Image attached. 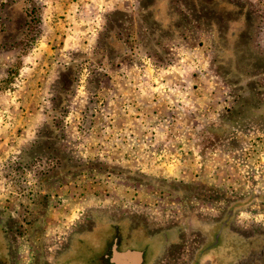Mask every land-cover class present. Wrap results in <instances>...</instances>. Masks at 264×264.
<instances>
[{"label": "rangeland", "instance_id": "374dc122", "mask_svg": "<svg viewBox=\"0 0 264 264\" xmlns=\"http://www.w3.org/2000/svg\"><path fill=\"white\" fill-rule=\"evenodd\" d=\"M180 1L189 6L190 12L186 16L176 12V0H144L139 19L148 29L151 44L156 45L162 40V49L140 51L141 39H145L146 35L144 28L138 26L143 28L139 30L143 37L138 34L134 39L137 52L133 51L131 55H135L136 59L128 58L119 66L113 63V67L104 71L107 77L97 89V103L95 101L88 105L86 90V79L96 75L97 68L85 62L79 67L81 82L72 92L71 99L59 108V112L67 114L65 122L59 124H66L68 139L64 144L56 138L47 140L50 145L58 148L57 153L60 149H71V156L75 159L73 169L81 166L76 172L66 175L63 181L52 183L49 205L65 214L61 218L64 223L71 219L84 223L98 213L118 210L121 214L136 211L143 218L152 215L148 210H143L146 213L137 210L134 204L144 209L161 204L164 212L168 213L166 223L190 214L215 220L222 218L224 211L212 213L209 209H214L215 205L225 201L237 208L239 205L247 206L250 211L234 212L236 221L239 215V220L253 219L251 225L257 222L256 226H264V195L256 197L254 192L235 189L224 192L210 184L206 159L213 152H202V147L198 146L206 147L212 143L214 146L208 148L215 149L218 154L222 155L227 150L232 152L231 164L236 171L232 170V175L237 174L238 177L240 168L248 173L247 177L256 174V166L243 160L246 152L244 148L230 150L223 141L219 143L213 133L202 134L207 127L219 122V115L226 108L239 100L237 93L240 86L231 84L230 81L225 84L221 77L225 76V72L236 80H241L240 76H248L245 72H238L239 68L235 67L239 56L246 57L247 49L241 46L248 44L251 37L250 31L242 32L243 29L238 27L250 26L251 16L245 6L231 4L228 0ZM253 1H257L264 18V0ZM3 9L4 16L9 18L6 30L0 31V48L15 42L12 41L22 34L27 20L22 3L5 4ZM96 14L97 12L91 14L94 17L90 20L92 24L97 23ZM45 23L48 28L46 20ZM195 23L207 29H218L215 40L220 54L219 63L225 65V69L222 66L216 69L211 65L213 63L210 64L212 30L203 39L197 41L195 37L193 41L189 27ZM182 30L188 32L184 35V42L164 39L165 36H175L178 39L177 34ZM130 32L135 34L134 30ZM42 41L43 39L38 47ZM262 46L264 47V43ZM38 47L23 59H17L18 52L14 49H0V80L12 77V83L9 84L11 89L7 94L15 92L0 99V128L4 126L13 129L19 125L28 128V125H34L40 118L38 113L42 108L46 107L47 112L53 104L59 103L51 98L54 86V94L59 92L60 86L54 85V80L58 82V61L63 63L64 60L60 53L56 56L49 55L45 48L37 55ZM67 56L69 57V53ZM19 60L23 63L16 65ZM256 65L261 64L256 61ZM12 67H20L19 74L14 75L15 70L10 73ZM262 80L264 82V78ZM65 86L68 90L71 81H67ZM262 94L264 97V91ZM89 106L96 108L97 112L91 120L90 134L83 139L81 145L79 126ZM45 117H41V124ZM186 122H189L186 129L175 132V136L171 135V129L177 123L179 125ZM37 133L36 130L34 136ZM250 138L248 142L253 143V146L250 144L248 150L264 155V135ZM209 141L212 142L209 144ZM68 142L72 143L71 146ZM29 143L31 142L20 146L19 151L30 149ZM45 147L43 145L39 148L36 145L31 148L24 153L25 160L45 156ZM201 157H205V161ZM81 159L91 162L85 165L80 162ZM4 163L0 165V184L6 191L16 193L15 184L11 187L5 178H1ZM258 165V169L262 171L264 162ZM61 168L64 169V166L61 165ZM130 173L150 177L152 183L146 181L142 184L130 180ZM235 177H232V186L238 188L240 184ZM128 203L133 206L129 207ZM58 213L51 212L53 221L59 218ZM225 223L226 220L215 225L214 222L199 221L198 225H194V230L202 234L200 240L203 243L193 264H200L205 258L211 264H264V233L257 231V227H254L255 232L252 228L243 230L245 234L234 232L233 226H225ZM66 230L67 228L64 231ZM92 230L88 228L72 236L67 248L58 254L60 264H109L105 256L110 253L113 245L120 251L144 253L143 264H158L163 256L175 251L181 239L174 227L167 231L153 232L136 219L104 215ZM0 255H7L1 236ZM20 259L21 255L17 264Z\"/></svg>", "mask_w": 264, "mask_h": 264}, {"label": "trees", "instance_id": "16d2710c", "mask_svg": "<svg viewBox=\"0 0 264 264\" xmlns=\"http://www.w3.org/2000/svg\"><path fill=\"white\" fill-rule=\"evenodd\" d=\"M143 1L144 0H137V8H135L133 14H119V16L114 19L112 18L113 13L108 15L106 23H104L103 26L104 31L101 30L95 51L91 55L82 52H73L72 61L69 66L59 64L58 82H54V85H58L60 88L59 92L54 94V88L56 87H53V96L51 98L52 101L55 102L57 100L59 103H56L55 105L53 104V107L47 111L44 126L37 131L38 133L35 136V140L29 143L31 148L36 145H38L39 148L46 145L45 156H37L30 161L25 160L24 153L30 150V148L9 158L4 163L1 178H5V180L11 184V187L15 184L14 191L19 195V202L12 211L0 210V232L4 233L10 248L13 247L12 249L15 250V247L22 243L31 242L33 236L43 232L44 219L49 208V194L53 186L52 183L63 181V179L66 178V175L76 172L81 168V166L78 165L73 169L72 165L73 162H75V159L73 158L74 156H71V149H60L57 153L56 151L58 148H56V146L53 147V145H50L47 142L48 139L51 140L52 138H56L64 144L68 139L66 136V124H62V126L59 124L65 122L67 114L64 111L59 112V108H61L66 101L71 99L72 92L76 90V86L81 82V69L79 68L81 67V64L85 62V64L87 63L89 66L97 68L96 75L91 77L88 76V79H86L87 96H89L88 105H90L92 102H98L97 89L100 84L104 83V79L107 77L104 71H107V69L109 70L111 66L113 67V63H116V66H119L120 64L123 65V61L128 60V58H130V60L132 58L136 59V56H132V53L133 51L137 52V45L134 39L138 34H141L142 36V33H139L140 29L144 28L147 38H145L146 40L140 38L142 42V45L139 47L140 51L153 49L157 51L162 49L160 45L163 44L162 40L156 43V45L151 44V37H149L148 29L139 19V14L143 11ZM228 1L237 6H245L250 15L252 14L255 20L253 46L256 50L258 49V51L260 49H263L264 51V47L261 43L262 38H264V18L263 12L257 6V1ZM9 2L11 4L22 3L27 20L22 34L12 41L15 42L13 44L10 43L6 46H2L0 49H4L3 51H9L7 48H10L11 50L14 49L18 52L17 59H23L38 47L39 42L46 34V6L41 0H2L0 3V31H5L7 28L9 17L7 15L4 16L3 7L5 4H10ZM174 8L176 12L182 16H186L190 12L189 6L180 0H176ZM138 26L143 28H139ZM189 28H191L190 33L193 41H195V37L198 41L201 37H206L205 35L208 34L210 30L213 31V40L210 41L213 44L210 45L212 65H214L216 69L221 66L225 69V65L223 66L221 62L219 63L220 54L215 40L218 34V29L216 27L207 29L203 25L197 23ZM238 28H240V30L243 29L242 32H245L250 29V26L245 25L244 28ZM131 30H134L135 34L134 32L131 33ZM186 34H188V32L182 30L177 34L179 37L178 39L175 36H165L164 39L171 38L178 43L184 42V38L186 37L184 35ZM150 44L152 46H150ZM129 55H131V57ZM22 63L23 61L19 60L16 65ZM8 70H10V68ZM8 70L6 71V74H8ZM13 70H15L14 75L19 74L20 67H12L10 73H12ZM237 71L241 73L245 72L248 76H246V78L240 76L239 78L241 80H236L225 72V76L221 78L225 84L230 81L231 84H238V86H240V90L237 93L239 95V100L230 108H226L219 115V122L217 124L207 127L206 130L202 132V134L205 132L213 133L216 140L219 143L223 141L230 150L240 148L245 149L246 144L248 143V138L258 134H264V111L262 110L264 105V97H262L264 82L263 80L256 78L258 74L261 73L256 71L248 72L244 69H239ZM224 79L228 81H225ZM69 80L71 81V87L66 90L65 83ZM10 83H12V77L9 80L8 77L4 80H0V96L11 89L9 88ZM96 112V108L89 106L83 114L79 126V134L81 136L79 139L81 140V145L83 139L88 138L90 134L92 128L91 124L93 122L91 120L95 117ZM188 125L189 122L179 123V125L177 123L174 126L175 128H173V130L171 129V135L175 136V132H181L186 129ZM211 142L212 141H209V144ZM68 144L71 146L72 143L68 142ZM211 145L212 143L206 145V147L202 145L198 146L202 147V152H205L206 150L208 152H216L215 149L208 148V146ZM80 162L87 165L91 161L81 159ZM61 165L64 166V169L61 168ZM139 178L143 179V181H140ZM129 179L136 180L142 184H145L146 181L152 183L150 177L140 173H130ZM77 224H79V222H76L72 231L77 230ZM5 263L6 261L0 258V264Z\"/></svg>", "mask_w": 264, "mask_h": 264}, {"label": "crops", "instance_id": "0c3cea01", "mask_svg": "<svg viewBox=\"0 0 264 264\" xmlns=\"http://www.w3.org/2000/svg\"><path fill=\"white\" fill-rule=\"evenodd\" d=\"M43 4H45V20L48 23V28L46 31L45 36L43 37V41L40 43V46L37 48V55L38 53L41 54V49L45 48L46 52L49 55L60 53L62 56L61 58L64 60L63 64L65 66H69V62L71 61V53L77 51L82 52L85 54L91 55L96 48L97 40L99 34L104 31V23H106V19L108 15L112 14V18H117L119 14L130 15L134 13L135 8H137V0H41ZM253 1V0H252ZM144 2V1H143ZM98 10L99 13H98ZM93 12H97V23L92 24L90 22L91 16ZM249 12V11H248ZM250 14V13H249ZM86 15V16H85ZM95 15V16H96ZM251 16L250 24V40L248 44H245L243 47L246 50V57L242 55L236 61V67L239 69H244L245 71L252 72L256 71L258 76L256 77L259 80L264 78V51L263 49L256 50L253 44V36H254V26L255 20ZM99 28V29H98ZM247 31V30H246ZM201 37L200 39H203ZM261 43H264V38H262ZM69 53V57L67 56ZM247 64H245V62ZM253 61V62H252ZM256 61H258L261 65H256ZM212 60L210 59V64ZM254 70L251 71V67ZM212 65V64H211ZM259 67V68H258ZM58 72V67L57 70ZM58 78V76L56 77ZM253 78V77H252ZM250 78V79H252ZM55 82V80H54ZM15 92L9 93L13 94ZM3 94L0 96L1 98H5ZM263 96V94H262ZM49 102H47V105ZM264 104V99H263ZM43 107V106H42ZM45 107V106H44ZM264 111V105L262 107ZM39 119L35 122L34 125H28L30 127L26 128V126L19 125V127H13V129H9V127L2 126L0 128V165L6 162L9 158L17 155L20 153L19 148L20 146L24 145L27 142H32L35 140V131L39 130L42 126H44V121L41 124V117L46 116V107L38 113ZM41 124V125H40ZM8 126V125H7ZM21 126V127H20ZM40 126V127H39ZM21 130V131H20ZM20 131V132H19ZM264 135L258 134L257 136ZM255 135V137H257ZM254 137V136H253ZM253 138H250L252 140ZM256 142V141H255ZM251 142L249 141L246 144L245 148V159H243V153H241V158L248 164L256 166L257 171L252 177H247L248 173L244 172V168H240L237 174L232 175V170L234 172L235 169L233 164H231V155L232 152H222L223 154H218L219 152H213L210 156L206 159L207 169H208V179L210 180V184H214V186L231 191L232 189L235 190H245L249 192H254L256 197L258 195H264V168L262 171L258 169L259 163L264 162V155L259 154V152H251L249 148ZM253 146V143L251 144ZM251 146V147H252ZM258 153V154H257ZM196 155V154H195ZM205 161V157H201ZM255 158V159H254ZM197 162V160H196ZM232 168V169H231ZM246 168V167H245ZM248 168V166H247ZM250 168V167H249ZM231 169V170H230ZM243 173V175H242ZM233 176H236V180H238L240 187L232 186L234 183ZM250 176V175H249ZM254 178L252 182L251 179ZM252 186L249 187V183ZM216 192V191H214ZM225 192V191H224ZM258 201V198H256ZM19 202V195L16 193L6 191L3 186L0 184V209L6 211H12L14 206ZM216 202V201H215ZM130 204V203H128ZM214 205V204H212ZM243 205V204H242ZM87 206V205H86ZM129 207L133 205H128ZM134 207L137 210H141L143 213L147 212L152 214L149 215L150 217H140L136 211H131L128 214H121L117 211H109V212H102L98 213L97 215L93 216L91 219L86 220V222H79L77 225V230L72 231L73 226L76 224L78 220L71 219L67 223L63 222V218L65 216L64 213L60 211V209H53L51 205H49L47 215L44 219V227L43 232L41 234H37L32 237L31 242L23 243L17 247L15 250L10 248L8 242L5 238L4 233H1L0 236L3 239L5 248L7 250V255H0V258H4L6 261L5 264H17L19 260V255H21V259L19 264H60L59 253L65 250L69 245V242L73 235L76 233L86 230L89 228L90 231L95 227L96 222L98 219H101L102 216H113L118 218H133L140 221L146 227L150 229V231L157 232V231H167L169 228L174 227L177 233H180V245L176 246L175 251L170 255H165L162 257V260L158 264H193L194 258L196 257L197 252L202 247L203 242L200 240V235H202L199 231L194 230V225H198L199 221H207V222H214V225L217 223H221L223 220H226L225 226H233L234 232L245 234L246 232L243 230H249L252 228V231L255 232L254 227H257V231H261L264 233V226L261 228L256 226L258 224L251 225L250 223L253 221H244L239 220V215L234 216V212H250L247 209V206L235 207L232 204H227L225 201L215 205L214 209H209V212H217V211H224L223 217L218 218L215 220L207 219V217H197L195 214L190 215H183L181 218H178L177 221H170L166 223V215L168 213L164 212L163 207L161 204H158L157 207L155 206H148L147 209L144 207H140L134 204ZM122 208L123 207H119ZM58 211V219L53 221L51 218V212ZM243 213V215H244ZM242 214V213H241ZM247 218V217H246ZM257 218V216H256ZM248 220V219H247ZM239 221V222H238ZM259 221V220H258ZM238 222V223H236ZM260 223V222H259ZM66 224V225H65ZM251 225V227H246ZM264 225V224H263ZM238 226V227H237ZM67 228L66 231H64ZM254 229V230H253ZM116 250L117 253L121 254V259L126 263H131L137 255L135 253H140L142 262L144 263V253L139 251H120L116 245L112 246V249L108 255L105 256L107 262L109 264H116L112 261V250ZM23 257V258H22ZM25 261H28L25 263ZM134 262V261H133ZM200 264H211V262L203 261ZM260 264V263H257Z\"/></svg>", "mask_w": 264, "mask_h": 264}, {"label": "water", "instance_id": "95a60500", "mask_svg": "<svg viewBox=\"0 0 264 264\" xmlns=\"http://www.w3.org/2000/svg\"><path fill=\"white\" fill-rule=\"evenodd\" d=\"M121 254L117 253V251L114 249L112 250V261L115 262L116 264H141L142 258L140 253H135L136 258H134V262L132 261L131 263H126L124 262L121 257Z\"/></svg>", "mask_w": 264, "mask_h": 264}]
</instances>
